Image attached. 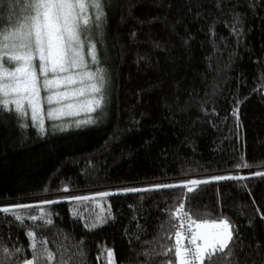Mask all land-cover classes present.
<instances>
[{
  "label": "trees",
  "instance_id": "16d2710c",
  "mask_svg": "<svg viewBox=\"0 0 264 264\" xmlns=\"http://www.w3.org/2000/svg\"><path fill=\"white\" fill-rule=\"evenodd\" d=\"M21 7L0 0V18ZM104 13L94 123L48 119L41 133L30 115L0 110V209L31 206L22 222L0 212V260L109 264L108 249L115 264H178L168 249L184 209L237 230L212 264H264V0H104ZM193 178L210 182L157 187ZM99 192L112 194L95 227L82 217L93 199L63 198Z\"/></svg>",
  "mask_w": 264,
  "mask_h": 264
},
{
  "label": "snow or ice",
  "instance_id": "6c2138e0",
  "mask_svg": "<svg viewBox=\"0 0 264 264\" xmlns=\"http://www.w3.org/2000/svg\"><path fill=\"white\" fill-rule=\"evenodd\" d=\"M13 3L22 6L15 20L0 18V110L14 111L21 117L30 115L31 121L41 133L45 131L42 107L44 103L51 106L54 101L57 105L69 101L62 107H49L46 115L50 120L79 115L81 112L91 114L102 110L105 103L104 72L98 67L95 71L89 70L88 58L91 64H98L99 60L96 44L90 40L86 42L84 35L93 26L99 28L104 21L103 0H13ZM6 23L9 27H5ZM61 85L66 86L65 90H60ZM73 85L78 86L67 87ZM42 89L52 94L42 98ZM53 89L56 91L53 92ZM73 100L76 102H70ZM90 123H94L91 116L85 120L75 121V126L80 127ZM214 179H241V177L218 176ZM209 182L191 180L185 185L157 187L180 186L186 187L191 192L194 190L192 186ZM148 190L152 189H128V191ZM111 194L99 195L106 197ZM73 199L83 202L95 198L74 197ZM46 203H55V201ZM26 207L31 206L18 205L16 209L3 208L0 212L11 213L15 219L22 222L24 217L17 213L19 209ZM184 217L190 219L187 212L184 213ZM28 219L35 222L38 219L43 220V216H30ZM44 222L52 223L51 220ZM191 223L197 230L193 232L189 226L191 236L188 245L181 242V232L177 231L174 247L168 249V252L174 253V258H178L179 264H197V261L199 264H212L214 257L232 254L231 244L237 230L233 229L228 219L201 222L192 220ZM28 235L33 237L31 247L35 250L34 233L29 232ZM4 252L6 256L12 254L7 249ZM105 254L111 264L113 253L106 249ZM43 258L50 261L55 257L45 249ZM38 259L39 257L34 255L26 264H36ZM0 264H5V261L0 260Z\"/></svg>",
  "mask_w": 264,
  "mask_h": 264
},
{
  "label": "rangeland",
  "instance_id": "374dc122",
  "mask_svg": "<svg viewBox=\"0 0 264 264\" xmlns=\"http://www.w3.org/2000/svg\"><path fill=\"white\" fill-rule=\"evenodd\" d=\"M103 3H104V0H103ZM93 12L95 11L94 9L92 10ZM96 29L97 27L93 26L91 27L89 30H87L85 32V35H84V39L85 41H89L88 39H91L90 41L92 43L95 42V32H96ZM85 51L87 52V48L85 49ZM99 58V56H98ZM100 59V58H99ZM88 61H89V65H90V68L89 70H92V65H95V64H91V61H90V58H88ZM93 71V70H92ZM49 78H51V75L49 76ZM78 85H73V86H67V87H77ZM66 86L65 85H61V88L60 90L63 91L65 90ZM56 90L53 89V92H55ZM49 94H52V93H49L45 90H41V97L42 98H45L47 95ZM82 99V98H80ZM69 101H64L62 102L60 105H57L54 101V103L49 106L47 103H44L42 105L43 109H44V125H45V122L46 120H48V117L46 115L47 113V110L49 107H58V106H63V104H66L68 103ZM70 102H76V100H73V101H70ZM92 114H89V113H85V112H81L79 113V115H75V116H63L59 119H63V118H76V121L77 120H85V119H88L89 116L92 117ZM92 119H94V117H92ZM200 178H193L191 180H199ZM190 180V181H191ZM98 195L101 194V192L97 193ZM74 197H83V195H76V196H73L71 195L70 193H67L63 198L65 200H74L73 198ZM102 196H97L95 194V199H93L92 201V207H93V211L89 212L88 214H84L82 215L83 219L85 220V222L90 225V226H93V225H100L102 223H104L106 221V216H109V208L107 206V204L104 202V200L101 198ZM197 229L195 228V225L193 224V231H196ZM112 252V251H111ZM113 253V252H112ZM109 262V261H108ZM26 264V263H25ZM111 264H115V261H114V254H113V257H112V260H111ZM178 264H179V261H178Z\"/></svg>",
  "mask_w": 264,
  "mask_h": 264
},
{
  "label": "built area",
  "instance_id": "2783aa9c",
  "mask_svg": "<svg viewBox=\"0 0 264 264\" xmlns=\"http://www.w3.org/2000/svg\"><path fill=\"white\" fill-rule=\"evenodd\" d=\"M185 212L186 211L184 209H181L179 211L178 215L180 218V222L178 224V230L177 231L181 232V242L184 245H188V241H189V238L191 236V232L189 231V226H191V231H193V224L191 223L192 218L189 215H188V217H190V219L184 217ZM197 264H199L198 261H197Z\"/></svg>",
  "mask_w": 264,
  "mask_h": 264
}]
</instances>
